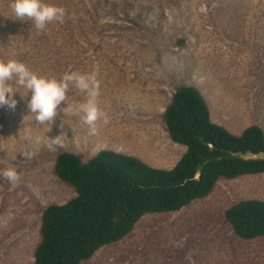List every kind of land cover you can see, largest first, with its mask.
Instances as JSON below:
<instances>
[{"label":"rangeland","instance_id":"obj_1","mask_svg":"<svg viewBox=\"0 0 264 264\" xmlns=\"http://www.w3.org/2000/svg\"><path fill=\"white\" fill-rule=\"evenodd\" d=\"M44 2L66 15L38 34L32 21L16 19L14 0H0V60L57 79L98 69L99 105L110 122L98 121L92 134L70 107L50 131L30 113L31 92L23 96L26 89L12 81L16 108L0 107V172L14 167L21 179L13 187L0 175V264L32 263L43 209L75 193L55 173L60 151L91 157L111 149L173 166L185 147L171 141L163 113L180 86L216 92L223 85L233 102L215 119L231 132L254 124L264 132V0ZM85 99L70 87L68 106ZM62 133L63 147L50 150ZM250 198H264V173L223 178L182 210L147 214L131 234L82 264H264V237L242 239L225 220L233 203Z\"/></svg>","mask_w":264,"mask_h":264},{"label":"trees","instance_id":"obj_2","mask_svg":"<svg viewBox=\"0 0 264 264\" xmlns=\"http://www.w3.org/2000/svg\"><path fill=\"white\" fill-rule=\"evenodd\" d=\"M221 98L233 102L227 90ZM163 120L170 139L186 147L171 168L111 149L91 157L58 153L55 173L75 193L43 209L41 239L30 264H82L131 234L143 216L182 210L209 196L223 178L264 173L263 128L254 124L231 132L213 120L195 86L176 89ZM225 220L242 239L264 237V198L233 203Z\"/></svg>","mask_w":264,"mask_h":264},{"label":"clouds","instance_id":"obj_3","mask_svg":"<svg viewBox=\"0 0 264 264\" xmlns=\"http://www.w3.org/2000/svg\"><path fill=\"white\" fill-rule=\"evenodd\" d=\"M10 8L16 19L32 21L38 34L43 33L51 22L63 23L66 15V10L63 7L45 3L44 0H14V3L10 4ZM97 76L98 69L89 73L70 71L63 74L60 79L49 78L31 71L22 62L0 60V107L16 108L17 100L14 99V96L17 89L12 83L15 81L16 85L26 89V93L22 94L23 96L27 97L28 93L31 92L28 108L31 115L34 114L37 124L48 126L51 131L52 125L55 124L61 112L67 113L71 107L75 114H83V123L90 127L92 134H95L98 121H103L105 125L110 122V117L99 105L101 82ZM71 86L86 94L84 102L74 106L67 105L68 91ZM62 102L66 103L67 106L61 108ZM63 127L62 123L61 128ZM65 134L62 133L60 136L51 139V143L48 144L49 149L55 151L57 147H63L61 137ZM23 154L26 157L30 155L27 152ZM0 175L7 179L13 187L17 186L21 179L20 173L14 167L5 168L0 172Z\"/></svg>","mask_w":264,"mask_h":264},{"label":"crops","instance_id":"obj_4","mask_svg":"<svg viewBox=\"0 0 264 264\" xmlns=\"http://www.w3.org/2000/svg\"><path fill=\"white\" fill-rule=\"evenodd\" d=\"M217 89V90H216ZM216 92H210V91H203V94H205L206 99L209 103L212 118L215 122L222 124L228 128V123L225 121H219L215 119L214 114L216 112H222L225 113L228 107V100L222 99L221 98V92L222 89L226 90L223 85H217L216 87ZM235 133V132H234ZM172 141V140H171ZM173 142V141H172ZM167 168V167H163ZM169 168V167H168Z\"/></svg>","mask_w":264,"mask_h":264}]
</instances>
